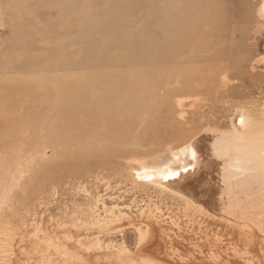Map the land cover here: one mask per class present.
<instances>
[{
	"label": "rangeland",
	"instance_id": "1",
	"mask_svg": "<svg viewBox=\"0 0 264 264\" xmlns=\"http://www.w3.org/2000/svg\"><path fill=\"white\" fill-rule=\"evenodd\" d=\"M263 4L0 0V91L13 88L0 94V264H264V189L232 196L251 193L252 210L226 205L228 158L214 144L264 138ZM176 35L183 47H167ZM135 71L155 88L154 116L127 141L85 147L97 133L64 144L49 130L60 110L41 91L53 79ZM165 164L179 172L169 183L154 174Z\"/></svg>",
	"mask_w": 264,
	"mask_h": 264
},
{
	"label": "bare ground",
	"instance_id": "2",
	"mask_svg": "<svg viewBox=\"0 0 264 264\" xmlns=\"http://www.w3.org/2000/svg\"><path fill=\"white\" fill-rule=\"evenodd\" d=\"M262 9L264 10V4H263ZM175 37H177V38H175ZM181 39L183 40L184 38L183 37L181 38L178 35L173 36L172 40L171 39L169 40L167 47H169V48L170 47H174V48L183 47L184 44L182 43ZM167 47H165V51L167 52L166 54L168 56V48ZM161 51H162V49H161ZM169 56H171V55H169ZM168 59H172V58H168ZM143 60L144 59L139 58L138 64L141 65ZM99 65H101V64H95V66L93 68L97 69V68H99L98 67ZM137 72L135 71L136 74H133L134 72L133 73L125 72V73H122V75H120V76H114V75H112V74L110 75L108 73L103 74L102 76H99V77H96L93 75H88V78L83 85H80L79 83H76V82H69L68 83V82H65L63 80H62L63 81L62 82V81H58V80L53 79L54 80L52 83L53 88L51 87L50 91L47 88H43L44 91H41V92H44L42 94L43 97L47 96V97H51L53 100L56 99V103L58 101L56 106H58V109L60 110V113H59L60 119H58V118H56L55 120L53 119V121H56L58 119L60 124L59 123L56 124L54 122H52V123L49 122V123H51L49 126V130L51 132L52 131L53 132L54 131L60 132L61 138L59 140H61L62 143H64V144H71V143L77 142V141L79 142V140L82 139V135L84 132L85 133H92V134L97 133L96 135H94L92 141L87 142V145L85 147H90V145H94L93 142H98V141H103V140L111 141L114 143H121V142L127 141L128 140V132L131 129L132 125L134 124L136 118H140V117L151 118L152 116H154V113L150 109V105L148 103V98H150V96H152L155 88L154 87H152V88L146 87L145 85H140L139 82H136L135 81L136 79L141 80V79L147 77L144 73H142V72L137 73ZM167 79H169V77H167ZM12 90H13V88H12ZM12 90L10 88H6V89L0 91V94L9 93ZM118 90H120L122 93H119ZM247 118H249V117H246L245 115H241L239 118L240 124L244 129L245 128L249 129V126H250V125H248L250 122H248ZM234 121H236V120H234ZM256 135H257L256 132L253 134H250V136H247L246 134H242V133L241 134L236 133L235 135L233 134V136L230 138V140H231L230 142L232 144V145L230 144V146H228V144H227V141H229V140L225 141L224 143H220L219 141L214 143V144H216L215 146H217V150H218V148L223 147L221 154L227 156V158H228V163H226V164H228L227 168L225 170L224 169L222 170V171H224L222 173V178H224V179H222V181H224L223 182L224 183L223 186L225 187L224 193L226 194V196H227L226 198L228 199V200H226L228 202V204H226V205H228L230 207L236 208L239 205L240 201L237 200L236 198H233L234 197L233 195L235 194V192L237 193L238 191H240L241 193L243 192L244 194L246 192H248V193L250 191L252 192L250 187L253 185L255 187H258L256 189H261L262 191L264 189V138H261L258 134V136L261 139L258 138L259 140H257ZM54 142L58 143L56 141H54ZM96 145H98V144H96ZM92 148H96V147H92ZM97 149H99V148H97ZM106 151L107 150L105 149L104 151H98L95 153L96 154H103V153L106 154V153H108ZM185 153H187V155L189 154V157L191 155L193 156V152H192L191 148L180 149L177 151V155H180V156L184 155ZM219 154H220V152H219ZM175 156H173V157H175ZM174 161L177 163L180 162L177 157H175ZM182 162L184 163V160ZM172 163H173V161H172ZM180 163H179V165H180ZM149 164H151V163H149ZM167 164H170V163H167ZM167 164H165V166ZM161 165H163V164H161ZM175 165L176 164H174V166ZM152 169H153V165L149 168L143 167V169L141 170L142 172L138 173V176H141V177L144 176L145 178L150 179V178H152L153 175L149 171ZM182 169H184V167ZM154 174H156V176L161 179V182L163 181V183L164 182L169 183L174 177H176L179 174V172L176 169L172 170V168L170 166H166V167H162V166L160 167L159 166L155 170ZM172 181H174V179ZM256 185H258V186H256ZM160 186L164 187L165 185L161 184ZM253 191H254V189H253ZM255 194H258V192ZM262 194H263V192H262ZM241 195H239V196H241ZM249 195L250 196H248V195L247 196L253 198L251 193ZM263 195L262 196L260 195L261 196L260 197L258 194L257 196H255V198L258 199V196L260 198H262V197L264 198ZM228 196H231V197L233 196V197L230 198ZM235 196H236V194H235ZM246 197L245 196L243 197V198H245L244 201L245 200H246V202L250 201L251 198L246 199ZM262 200H261V202L263 203L264 201H262ZM242 201L243 200H241V202ZM251 201H252V199H251ZM243 202L241 204H244ZM237 203H238V205H237ZM258 203L260 204V202H256V199H255V204L257 205ZM187 204H189V203H187ZM250 204H252L255 207H258L256 205H254L253 203H249V204L246 203L244 205L250 206ZM253 206H250V208L251 207L253 208ZM262 206H264V205L262 204ZM191 207H192V204H191ZM242 208H244V207H242ZM252 208H251V210H252ZM232 210H233V208H232ZM232 210H230V211H232ZM242 213H243V211H242ZM247 213H248V211H247ZM257 213H259V212H257ZM254 221H255V219H254ZM258 223H261V222H258ZM241 230H243V229H241ZM260 242H262V241H260ZM206 246H208V245H206Z\"/></svg>",
	"mask_w": 264,
	"mask_h": 264
}]
</instances>
